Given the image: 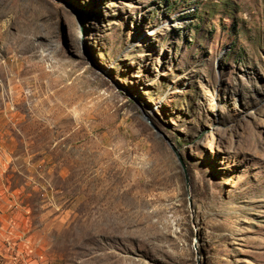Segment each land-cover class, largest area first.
Here are the masks:
<instances>
[{
  "label": "rangeland",
  "instance_id": "obj_1",
  "mask_svg": "<svg viewBox=\"0 0 264 264\" xmlns=\"http://www.w3.org/2000/svg\"><path fill=\"white\" fill-rule=\"evenodd\" d=\"M0 264H264V0H0Z\"/></svg>",
  "mask_w": 264,
  "mask_h": 264
},
{
  "label": "water",
  "instance_id": "obj_2",
  "mask_svg": "<svg viewBox=\"0 0 264 264\" xmlns=\"http://www.w3.org/2000/svg\"><path fill=\"white\" fill-rule=\"evenodd\" d=\"M187 180H188V178H187ZM197 237H198V235H197ZM196 249H197V259L199 260V252H198V246L196 245Z\"/></svg>",
  "mask_w": 264,
  "mask_h": 264
}]
</instances>
